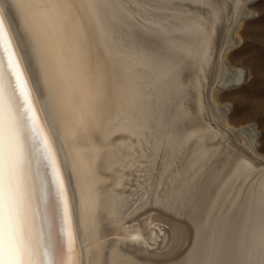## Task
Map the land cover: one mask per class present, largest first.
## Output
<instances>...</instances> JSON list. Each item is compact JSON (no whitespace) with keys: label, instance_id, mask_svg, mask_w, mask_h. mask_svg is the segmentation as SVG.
Here are the masks:
<instances>
[{"label":"snow or ice","instance_id":"snow-or-ice-1","mask_svg":"<svg viewBox=\"0 0 264 264\" xmlns=\"http://www.w3.org/2000/svg\"><path fill=\"white\" fill-rule=\"evenodd\" d=\"M23 53L0 10V264H77L72 204L36 96L42 69L58 80L101 150L121 237L154 246L164 229L149 211L183 206L193 242L183 264H264V181L252 163L225 162L235 196L193 207L185 171L211 159L212 129L191 122L186 73L207 61L214 0H29ZM35 80V86H34ZM118 189L124 194L115 196Z\"/></svg>","mask_w":264,"mask_h":264},{"label":"bare ground","instance_id":"bare-ground-1","mask_svg":"<svg viewBox=\"0 0 264 264\" xmlns=\"http://www.w3.org/2000/svg\"><path fill=\"white\" fill-rule=\"evenodd\" d=\"M256 1L214 0L217 17L204 14L212 29L207 61H193L188 68L184 105L191 122L212 129L214 140L207 166L185 171V180L192 188L193 204L189 207L197 203L200 209L210 204L216 207V201L223 204L229 194L238 193L239 185L228 177L227 169L220 171L225 162L244 157L253 165L252 179L264 181V137L258 125L251 122L237 127L238 123L230 117V103L222 105L219 98L225 69L233 70L235 76L224 86H236L243 80L244 71L231 64L229 50L240 42L242 19L256 12ZM135 2L129 0L130 4ZM28 3L29 0H0V10L17 36L22 53L24 44L18 29L22 33L28 23ZM33 70L41 78L36 96L68 184L77 236V264H183L194 238L188 211L183 206L149 210L164 229L154 246L134 245L120 239L128 233L116 225L118 209L111 190L114 176L106 170V165L117 157L111 150L107 154L101 150L95 129L82 122L79 113L68 104L63 85L56 80L49 92L36 60L30 76ZM125 192L126 189H118L115 196Z\"/></svg>","mask_w":264,"mask_h":264},{"label":"rangeland","instance_id":"rangeland-1","mask_svg":"<svg viewBox=\"0 0 264 264\" xmlns=\"http://www.w3.org/2000/svg\"><path fill=\"white\" fill-rule=\"evenodd\" d=\"M255 8L252 16L242 19L241 40L229 50L231 64L244 71L243 80L224 86L235 76L233 70L225 69L219 98L222 105L230 103V117L237 127L254 122L264 137V0L256 1Z\"/></svg>","mask_w":264,"mask_h":264}]
</instances>
